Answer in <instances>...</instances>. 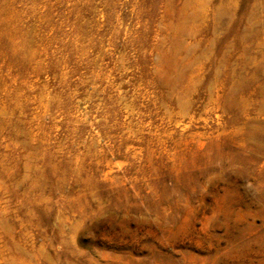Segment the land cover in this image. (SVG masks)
<instances>
[{
    "label": "rangeland",
    "instance_id": "rangeland-1",
    "mask_svg": "<svg viewBox=\"0 0 264 264\" xmlns=\"http://www.w3.org/2000/svg\"><path fill=\"white\" fill-rule=\"evenodd\" d=\"M0 264H264V0H0Z\"/></svg>",
    "mask_w": 264,
    "mask_h": 264
}]
</instances>
